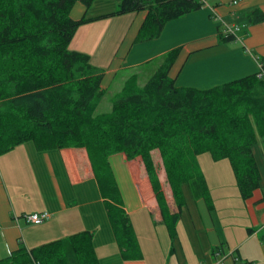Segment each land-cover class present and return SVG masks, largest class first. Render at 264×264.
I'll return each instance as SVG.
<instances>
[{"label":"trees","instance_id":"16d2710c","mask_svg":"<svg viewBox=\"0 0 264 264\" xmlns=\"http://www.w3.org/2000/svg\"><path fill=\"white\" fill-rule=\"evenodd\" d=\"M78 1L90 7L95 0H0V155L25 142L39 150L85 147L122 256L139 260L143 253L110 156L141 157L173 240L187 204L184 184L213 207L201 154L229 159L244 200L261 186L253 146L264 137V77L253 74L208 89L177 86L169 75L180 53L175 48L159 59L143 85L140 73H133L111 109L98 112L106 92L104 72L90 54L70 48L78 28L89 21L71 17ZM202 6L199 0H121L115 12L102 17L147 10L136 37L145 41L159 37L168 21ZM247 21L264 22V11L253 8ZM220 39L237 37L221 31ZM260 63L264 72V57ZM158 156L175 212L162 188ZM93 240L87 230L31 250L22 246L0 264H100Z\"/></svg>","mask_w":264,"mask_h":264},{"label":"crops","instance_id":"0c3cea01","mask_svg":"<svg viewBox=\"0 0 264 264\" xmlns=\"http://www.w3.org/2000/svg\"><path fill=\"white\" fill-rule=\"evenodd\" d=\"M121 0H95L90 7L78 1L70 15L89 19L70 43L90 54L104 72L102 88L116 82L122 88L133 73L157 67L168 51L180 48L169 75L177 86L208 89L262 71L264 22L249 24L247 13L264 11V0H207V4L168 21L159 37L136 41L147 10L102 17L115 12ZM222 21L238 25L237 39H220ZM119 91V90H118ZM261 186L244 200L227 162L210 153L199 163L213 201L196 197L183 185L187 204L172 240L141 157L116 153L109 160L130 215L143 258L125 260L110 223L105 200L85 147L39 150L22 143L0 157V259L25 246L31 250L82 231L94 233L100 264H215L225 253V264H264V137L253 146ZM159 178L172 212L178 207L157 161ZM223 166V167H222ZM226 170V171H225ZM48 211L41 224L29 223L25 213Z\"/></svg>","mask_w":264,"mask_h":264},{"label":"built area","instance_id":"2783aa9c","mask_svg":"<svg viewBox=\"0 0 264 264\" xmlns=\"http://www.w3.org/2000/svg\"><path fill=\"white\" fill-rule=\"evenodd\" d=\"M203 5L207 4V0H199ZM222 24L224 25V33L225 34H233V35H237L238 31H239V26L238 25H229V24H224L222 22ZM237 37V36H236ZM259 76H263L264 77V72L261 71L259 73ZM51 214L48 211H38V212H31V213H25L24 217L25 219L29 222V223H34V224H41L43 222H45L46 220H48L50 218ZM0 224H1V220H0ZM227 257V255L225 253L221 254V257L216 261L215 264H225V258Z\"/></svg>","mask_w":264,"mask_h":264},{"label":"rangeland","instance_id":"374dc122","mask_svg":"<svg viewBox=\"0 0 264 264\" xmlns=\"http://www.w3.org/2000/svg\"><path fill=\"white\" fill-rule=\"evenodd\" d=\"M153 73V67H149L148 70H145L144 72H141L140 76V84L143 85L151 76ZM120 90V86L116 82L114 85L110 86L108 90H106L105 95L103 100L101 101L99 107H98V112H107L111 109L112 107V99L115 96L116 92ZM4 155L1 154L0 157ZM159 158V156H158ZM161 158V157H160ZM227 162V172L229 171L230 174H233L231 165L229 163V160H225ZM223 167V166H222ZM165 169V168H164ZM226 171V170H225ZM166 175V174H165ZM167 176V175H166Z\"/></svg>","mask_w":264,"mask_h":264},{"label":"bare ground","instance_id":"6f19581e","mask_svg":"<svg viewBox=\"0 0 264 264\" xmlns=\"http://www.w3.org/2000/svg\"><path fill=\"white\" fill-rule=\"evenodd\" d=\"M224 24H228V23H226L225 21H222ZM230 25V24H229Z\"/></svg>","mask_w":264,"mask_h":264}]
</instances>
